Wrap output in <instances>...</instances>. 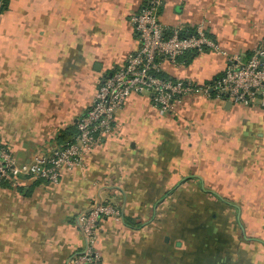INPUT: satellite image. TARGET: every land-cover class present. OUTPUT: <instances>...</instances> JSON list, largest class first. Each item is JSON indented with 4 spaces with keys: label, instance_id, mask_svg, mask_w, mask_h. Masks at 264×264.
<instances>
[{
    "label": "crops",
    "instance_id": "crops-1",
    "mask_svg": "<svg viewBox=\"0 0 264 264\" xmlns=\"http://www.w3.org/2000/svg\"><path fill=\"white\" fill-rule=\"evenodd\" d=\"M144 0H8L0 12V144L18 161L57 146L100 81L137 49L130 16ZM169 32L204 21L223 54L203 50L174 79L205 83L264 46V0H163ZM0 183V264H68L85 247L79 216L94 203L102 264H264V109L195 99L159 116L129 97L82 166L57 183Z\"/></svg>",
    "mask_w": 264,
    "mask_h": 264
},
{
    "label": "built area",
    "instance_id": "built-area-1",
    "mask_svg": "<svg viewBox=\"0 0 264 264\" xmlns=\"http://www.w3.org/2000/svg\"><path fill=\"white\" fill-rule=\"evenodd\" d=\"M162 3L163 0H144L139 11L130 16L138 47L100 81L89 108L78 117L76 133L69 143L37 151L27 161H18L0 144V183L15 184L19 176L57 183L64 168L84 164L87 151L111 132L117 113L134 94L148 96L149 107L159 116L177 115L179 107L199 98L236 104L258 101L264 109L263 45L253 48L249 56H226L224 69L205 83L174 79L164 71V61L176 64L178 57L186 53L223 52L207 34L204 21L188 29L177 27L166 32L158 19ZM3 5L0 0V9ZM102 216L117 218L119 211L111 204L94 203L79 216L85 247L68 264H102L95 249L96 223Z\"/></svg>",
    "mask_w": 264,
    "mask_h": 264
},
{
    "label": "trees",
    "instance_id": "trees-1",
    "mask_svg": "<svg viewBox=\"0 0 264 264\" xmlns=\"http://www.w3.org/2000/svg\"><path fill=\"white\" fill-rule=\"evenodd\" d=\"M4 1V5L3 7L0 9L1 10L7 8V4H8V0H3ZM186 54H190V53H186ZM250 53L246 54L245 56H249ZM185 55V54H184ZM76 133V129L71 128V129H67L65 131H62L58 136H57V146H63L66 143H69L74 135Z\"/></svg>",
    "mask_w": 264,
    "mask_h": 264
},
{
    "label": "water",
    "instance_id": "water-1",
    "mask_svg": "<svg viewBox=\"0 0 264 264\" xmlns=\"http://www.w3.org/2000/svg\"><path fill=\"white\" fill-rule=\"evenodd\" d=\"M110 73H111V72H110ZM110 73H108V74H107V76H109V75H110Z\"/></svg>",
    "mask_w": 264,
    "mask_h": 264
}]
</instances>
